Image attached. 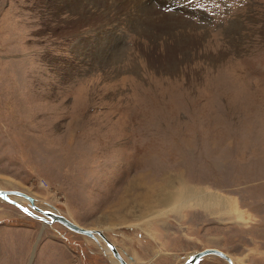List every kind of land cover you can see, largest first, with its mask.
I'll use <instances>...</instances> for the list:
<instances>
[{
    "label": "rangeland",
    "instance_id": "rangeland-1",
    "mask_svg": "<svg viewBox=\"0 0 264 264\" xmlns=\"http://www.w3.org/2000/svg\"><path fill=\"white\" fill-rule=\"evenodd\" d=\"M109 1L108 21L59 34L77 20L62 0H0V190L102 232L127 264L204 248L264 264V0ZM59 256L115 264L0 199V264Z\"/></svg>",
    "mask_w": 264,
    "mask_h": 264
},
{
    "label": "bare ground",
    "instance_id": "bare-ground-1",
    "mask_svg": "<svg viewBox=\"0 0 264 264\" xmlns=\"http://www.w3.org/2000/svg\"><path fill=\"white\" fill-rule=\"evenodd\" d=\"M119 1V3H118V8L120 9L121 8V11H123L124 9H125V7H126V5H127V7H128V1H126L125 3L124 2H122V4H121V2H120V0H118ZM87 2H88V5L89 6H83L82 5V3L81 2H79L78 0H62V4H60V6L61 7H63V8H61L60 7V9H58V11H64V10H66V11H68L71 15H73V16H76L77 17V20H73V21H71L70 22V24L69 25H66V27H64V28H59L60 29V31H59V34H70V32L72 33V34H74V33H77V30L80 28V25H84V24H92V21H95V20H102V22H103V20L105 19H107L109 16H108V13L110 12V10H111V5L113 6L115 3H117V1L116 2H110L109 0H87ZM111 4V5H110ZM121 6V7H120ZM89 8V7H93V8H96L97 10H100V9H102L103 11L101 12V13H99V14H96V15H93V14H90V12H88L87 11V9L86 8ZM91 9V8H90ZM110 9V10H109ZM116 10V9H115ZM68 17H70V16H68ZM73 18V17H72ZM74 19V18H73ZM99 21V22H100ZM106 21H108V20H106ZM69 23V22H68ZM95 23H96V21H95ZM94 23V24H95ZM101 23V22H100ZM173 26V25H172ZM182 26V25H181ZM170 27V26H169ZM168 27V28H169ZM174 28H175V26H174ZM100 28L98 27V30H99ZM97 30V31H98ZM77 34H79V33H77ZM150 34H152V33H150ZM159 34V33H158ZM187 40V39H186ZM177 44H179L178 42H177ZM190 45V44H189ZM181 46V45H180ZM179 48V47H178ZM168 187H170V185H168V184H166L165 185V187L164 188H162V192H161V195L163 196V197H165V198H170V199H176L175 201H176V203H183V201L185 200V199H187L188 201H204V202H211L212 200H214L213 198H212V196H209V198L207 197L206 199H204L200 194H193V193H191V192H189V190L187 189V188H185V187H183L182 186V188H181V190H179V191H176L175 193H173L172 194V192H169V190H167V192H166V188H168ZM172 189V188H171ZM170 189V190H171ZM16 191H14V192H8L7 191V193H9L8 194V198L10 199V195H14V196H18L21 200H26V202H28L27 204H29V206L30 207H32V206H34L35 208H38V207H36L35 205H34V201H33V199L31 198V197H29V196H26L25 194H23V193H20V192H17V193H15ZM191 195H193V197L192 198H190L191 197ZM30 199H31V201H30ZM1 200H3V199H1ZM10 200H12L14 203H19V204H22V201L21 200H17V202L16 201H14L13 199H10ZM16 200V199H15ZM3 201H5V200H3ZM6 203H9V202H7V201H5ZM185 203H187V201L185 202ZM10 204V203H9ZM14 205V204H13ZM46 208H47V211H50V212H52V213H55V212H53V207L52 206H50L49 204H43ZM15 206V205H14ZM218 206L221 208V209H226V207L227 206H229V204H227L224 200H222V201H220V202H218ZM17 207V206H16ZM35 208H31V209H33L35 212H38ZM38 209H40V210H44V209H41V208H38ZM39 213V212H38ZM40 214V213H39ZM41 216L42 217H44V218H47L48 219V217H46V216H43L42 214H41ZM34 218H36V217H34ZM66 218V217H65ZM37 219V218H36ZM67 219V218H66ZM236 219H237V221H244V222H246V218H245V216L244 215H242V214H236ZM70 221V220H69ZM52 223H58V224H60V225H62L61 223H59V222H57V221H52L50 224H52ZM73 223V222H72ZM74 224V223H73ZM63 227H65L66 229H68L66 226H64V225H62ZM78 226V225H77ZM69 230V229H68ZM89 230H93V229H89ZM69 231H71V230H69ZM93 231H96L97 232V234L96 233H92L93 235H92V237H89V236H86V235H82V236H85V237H88V238H90V239H92V240H94L101 248H102V250H103V253H104V255L105 256H107V257H109V258H111L112 259V261L115 263V264H120L119 263V261H117L115 258H113V256H112V254H111V250L105 245V243H104V240H106L105 239V237H104V235H103V233L102 232H100V231H98V230H93ZM71 232H73V231H71ZM73 233H76V232H73ZM76 234H78V233H76ZM79 235H81V234H79ZM108 241V240H107ZM108 242H110V241H108ZM111 243V242H110ZM102 244L105 246V247H103L102 246ZM112 244V243H111ZM114 247H115V245L114 244H112ZM115 249H116V247H115ZM116 252L118 253V251H117V249H116ZM118 255L120 256V254L118 253ZM191 255V254H190ZM211 255H213V256H216V257H219V256H217V255H214V254H211ZM207 256H209V255H207ZM121 257V256H120ZM188 257V256H187ZM186 257V258H187ZM205 257V256H204ZM228 257V256H227ZM122 258V257H121ZM186 258H184V260L186 259ZM220 259H222L221 257H219ZM229 259H230V257H228ZM202 259V258H201ZM222 260H224V259H222ZM225 262H226V260H224ZM230 261L232 262V260L230 259ZM125 262V261H124ZM199 262V261H198ZM198 262H196L195 264H197ZM126 263V262H125ZM227 263V262H226ZM127 264V263H126ZM233 264V263H232Z\"/></svg>",
    "mask_w": 264,
    "mask_h": 264
},
{
    "label": "water",
    "instance_id": "water-1",
    "mask_svg": "<svg viewBox=\"0 0 264 264\" xmlns=\"http://www.w3.org/2000/svg\"><path fill=\"white\" fill-rule=\"evenodd\" d=\"M15 193H17V192H15ZM8 194L9 193H7V191L0 190V199H3V200H5V201H7V202H9L11 204H14L20 210L25 212L24 209H27V208L21 206L19 203H17V204L14 203L12 200H10L8 198ZM30 201H31V199H30ZM30 208H35V207L32 206ZM35 209L40 213V215L42 214L43 216L48 217V219L44 218L42 216H39L37 214L32 213L29 209H27L28 211L25 212V213L28 214L29 216L36 217L38 220L43 221L45 223H51L52 221H57V222L61 223L62 225L66 226L69 230H71L73 232H76L78 234H81V235H86V236L92 237V235H93L92 233L93 232L97 234L96 231H93V230L91 231L89 229H86V228L77 226L76 224H73L71 221L66 219L61 214L52 213V212L47 211V210H40L38 208H35ZM104 243L111 250V254H112L113 258H115L117 261H119L120 264H126L124 262V260L118 255V253L116 252L115 247L110 242H108L107 240H104ZM211 254L217 255V256L221 257L222 259L226 260L227 264H232V262L227 257V255L225 253L221 252L220 250H217L216 248H204L203 250L194 252L191 255H189L183 261L182 264H195L196 262L201 260V258H203L204 256L211 255Z\"/></svg>",
    "mask_w": 264,
    "mask_h": 264
},
{
    "label": "crops",
    "instance_id": "crops-1",
    "mask_svg": "<svg viewBox=\"0 0 264 264\" xmlns=\"http://www.w3.org/2000/svg\"><path fill=\"white\" fill-rule=\"evenodd\" d=\"M45 238H47V239H45ZM49 237L48 236H45L44 237V239L46 240V243L47 244H44L43 245V248L40 250V252H39V254L41 253V251H42V256H45V257H48V258H50V259H53V256H54V254L55 253H53V252H51V250L50 249H48V248H46V247H44V246H46V245H57L58 246V244H57V242H55V241H52L51 239H48ZM41 257V256H40ZM39 259V258H38ZM35 260V261H33V262H41L40 260ZM49 264H69V262H67V260L65 259H63L62 257H58V259L55 261V262H52V260H51V262L49 263Z\"/></svg>",
    "mask_w": 264,
    "mask_h": 264
},
{
    "label": "snow or ice",
    "instance_id": "snow-or-ice-1",
    "mask_svg": "<svg viewBox=\"0 0 264 264\" xmlns=\"http://www.w3.org/2000/svg\"><path fill=\"white\" fill-rule=\"evenodd\" d=\"M25 212H27L28 210L27 209H24Z\"/></svg>",
    "mask_w": 264,
    "mask_h": 264
}]
</instances>
